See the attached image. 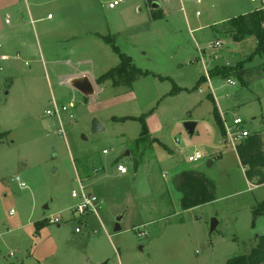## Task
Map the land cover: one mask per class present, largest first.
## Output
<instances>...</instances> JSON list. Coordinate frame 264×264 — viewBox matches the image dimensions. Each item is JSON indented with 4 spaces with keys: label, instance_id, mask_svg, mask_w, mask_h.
<instances>
[{
    "label": "rangeland",
    "instance_id": "obj_1",
    "mask_svg": "<svg viewBox=\"0 0 264 264\" xmlns=\"http://www.w3.org/2000/svg\"><path fill=\"white\" fill-rule=\"evenodd\" d=\"M112 1L0 0V57L9 56L0 58V264H226L264 234V214L255 216L264 183L247 180L213 108L227 123L240 116L250 132H264V75L257 56L247 85L231 74L210 76L213 101L205 66L247 60L256 39L223 34L230 18L260 9L263 0H121L111 9ZM153 2L161 17L153 16ZM99 35H111L144 72L130 90L106 82L84 95L71 84L74 75L95 81L119 64ZM216 39L223 45L209 47ZM227 78L236 85H225ZM53 101L70 105L61 124L45 113ZM142 115L165 147L135 149L141 122L112 119ZM94 118L104 130L91 131ZM187 120L197 122L193 134ZM195 151L203 157L188 161ZM119 163L126 174L117 172ZM184 169L210 178L215 199L182 209L174 177ZM78 177L99 197L98 215L76 214ZM55 216L60 223L49 221Z\"/></svg>",
    "mask_w": 264,
    "mask_h": 264
},
{
    "label": "trees",
    "instance_id": "obj_2",
    "mask_svg": "<svg viewBox=\"0 0 264 264\" xmlns=\"http://www.w3.org/2000/svg\"><path fill=\"white\" fill-rule=\"evenodd\" d=\"M153 1V0H150ZM162 11L158 8L153 11L154 17H161ZM227 38L233 41L241 42L249 37L256 39V46L254 51L250 54L247 60L240 61L235 66H219L215 65L209 70L212 77L222 75H234L247 85V78L249 70V63L255 57H260V64L256 68L263 72L264 75V9L258 8L248 13L230 18L227 22L224 34ZM102 40L112 47V50L118 55L119 64L104 74L97 77L96 84L101 85L106 82H111L112 87H123L128 90L132 88L133 82L144 75V72L139 69L132 58L123 53L121 49L113 42L110 35H101ZM248 63V64H247ZM180 87H174L171 93L180 91ZM212 100L214 98L210 95ZM213 115L222 133L224 134V126L220 116V112L216 106L213 108ZM115 121H125L127 119H138L141 122V131L138 138L135 140L134 147L139 149L142 145H147L148 142L158 143L165 147V145L157 138H151L145 122L144 116H124L112 118ZM2 133H0V139ZM240 162L245 170V176L250 183L259 185L264 183V132L251 131V133L244 138L235 147ZM172 153L171 150H168ZM138 162L135 163V167ZM176 188L181 193L180 205L182 209H188L194 206L208 203L215 199L216 186L214 182L201 172L192 169H184L177 173L174 177ZM256 209V215L264 214V203L261 208ZM258 210V211H257ZM38 227L42 223L37 224ZM226 264H264V234L257 237V244L246 254H239L229 258Z\"/></svg>",
    "mask_w": 264,
    "mask_h": 264
},
{
    "label": "built area",
    "instance_id": "obj_3",
    "mask_svg": "<svg viewBox=\"0 0 264 264\" xmlns=\"http://www.w3.org/2000/svg\"><path fill=\"white\" fill-rule=\"evenodd\" d=\"M197 4H201L202 0H195ZM255 1V0H252ZM121 2V0H114L112 2H110L108 4V7L113 9L115 8L117 5H119ZM180 2L182 3L183 0H180ZM262 9H264V0L262 1ZM182 9L184 10V7L182 6ZM201 14L200 10L196 11V16H199ZM6 23H9V20H6ZM223 40L221 39H216L213 41H210L208 43L209 47H213L216 49H219L222 45H223ZM198 51H200V53H203L204 51L198 47ZM9 56L8 55H2L1 59L2 60H6L8 59ZM203 63H204V59L203 57H201ZM205 65V64H204ZM205 79L208 83L209 89L211 91V95L214 96L213 92H214V87L211 84V77L209 74V69L206 68L205 66ZM225 85L227 86H235L236 82L232 79V78H227L225 81ZM200 92L203 91L202 88L198 89ZM226 96H229V94H225ZM52 108H48L45 110V113L47 115H51V116H55L58 118L60 124H61V120H60V114L62 112H68L70 105H62V106H58L57 103L55 101H53L52 103ZM225 112L221 111L220 112V116L221 119L223 121V125H224V135L226 138V141L228 143H230L232 146L236 147L237 144H239L244 138H246L251 132L250 130L246 129L245 127H243L244 124V120L240 117V116H235L232 120L231 123H227L226 121V117H225ZM63 130L61 129L60 132H62ZM102 152L108 153L107 149L102 150ZM203 157V154L200 151H195L194 153L188 155L187 160L190 162H194L197 161L199 159H201ZM117 172L121 175H124L127 173V168L125 165H123L122 163L117 164L116 166ZM96 171V169H94ZM13 180L17 181L19 183V185L21 187H26V183L24 181L21 180V178L19 176H15L13 178ZM78 183H79V188L78 189H72L71 191V196L73 198H76L79 200V202L77 203V205L75 206V212L76 214H79L80 216H83L86 213H94L96 215L99 214V209H100V204H99V197L91 190L88 189V185H86L79 177L77 178ZM11 214V212H10ZM49 221L51 223H60L61 221V216H55L53 218H50ZM77 232H80L81 229L80 228H76ZM137 234L139 236H146V232L144 229L142 228H138L137 229Z\"/></svg>",
    "mask_w": 264,
    "mask_h": 264
},
{
    "label": "water",
    "instance_id": "obj_4",
    "mask_svg": "<svg viewBox=\"0 0 264 264\" xmlns=\"http://www.w3.org/2000/svg\"><path fill=\"white\" fill-rule=\"evenodd\" d=\"M158 7H159V4L157 2L152 3L153 9H157ZM71 83L77 90L81 91L84 95H89V94L94 93L93 84L87 76L76 77L73 80H71ZM196 123H197L196 121L187 120L183 124H184V127L188 130V132L190 134H193L195 127H196ZM101 130H104L103 125L99 122L97 118H94L92 121L91 131L98 132ZM128 154H129V151H127L125 155H128ZM216 225H217V220L213 219L211 223V231L215 229ZM120 228H121L120 224L117 221V223L114 226V231H118L120 230Z\"/></svg>",
    "mask_w": 264,
    "mask_h": 264
},
{
    "label": "crops",
    "instance_id": "obj_5",
    "mask_svg": "<svg viewBox=\"0 0 264 264\" xmlns=\"http://www.w3.org/2000/svg\"><path fill=\"white\" fill-rule=\"evenodd\" d=\"M158 8H159V7H158ZM158 8H157V9H158ZM155 10H156V9H155ZM162 13H163V12H162ZM48 16H50V14H49ZM6 20H8V19H6ZM5 22H6V21H5ZM7 24H10V22L7 23ZM99 36H101V35H99ZM100 38H101V37H100ZM249 38H251V37H249ZM101 39H102V38H101ZM251 39H252V38H251ZM247 40H248V38H247ZM245 41H246V39H245ZM255 46H256V45H255ZM71 52H74V50L71 51ZM0 58H1V57H0ZM8 59H9V58H8ZM1 60H2V59H1ZM64 60H67V58L64 57ZM83 75H85L84 72H82V73H80V74H78V75H74V76H76V77L78 76V77H79V76H83ZM74 76H73L72 78H75ZM87 77H88V76H87ZM88 78H89V77H88ZM89 79H90V78H89ZM90 81L92 82L93 87H94V85H97L96 82H95L94 80H93V81L90 80ZM71 84H72V83H71ZM94 92H95V89H94ZM212 97H213V95H212ZM220 111H221V110H219V112H220ZM116 117H117V116H116ZM137 138H138V137H137ZM137 138H136V139H137ZM103 150H104V149H103Z\"/></svg>",
    "mask_w": 264,
    "mask_h": 264
}]
</instances>
